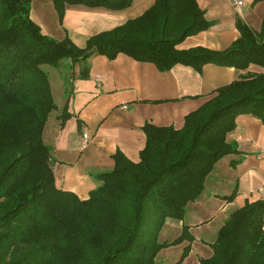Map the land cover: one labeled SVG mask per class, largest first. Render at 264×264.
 I'll return each instance as SVG.
<instances>
[{"label":"trees","instance_id":"obj_1","mask_svg":"<svg viewBox=\"0 0 264 264\" xmlns=\"http://www.w3.org/2000/svg\"><path fill=\"white\" fill-rule=\"evenodd\" d=\"M52 1L60 20L67 6L121 11L133 3ZM31 2L0 0V264H156L162 250L194 241L187 226L172 242L160 243L159 237L167 220H184L216 164L241 154L227 141L237 118L250 115L264 122V74L218 89L184 118L180 129L146 124L140 161L117 152L114 169L94 174L98 186L81 200L56 186L53 151L43 134L57 106L43 67L59 68L70 60L81 65L79 78L85 80L92 58L113 61L125 55L161 73L177 65L199 73L208 64L264 69V21L256 33L238 20L240 38L226 51H179L180 44L209 30L211 23L197 0H156L141 17L78 48L69 39L44 35L31 19ZM236 194L235 188L223 199L231 202ZM212 250L201 264H264V200L233 212ZM190 252L188 245L176 264Z\"/></svg>","mask_w":264,"mask_h":264},{"label":"crops","instance_id":"obj_2","mask_svg":"<svg viewBox=\"0 0 264 264\" xmlns=\"http://www.w3.org/2000/svg\"><path fill=\"white\" fill-rule=\"evenodd\" d=\"M155 1L133 0L121 11L67 6L60 20L52 0H32L30 16L44 35L59 42L69 39L76 47L85 48L91 38L141 17ZM241 1L242 6L230 0H197L211 27L177 49L226 51L240 38L238 20L259 33L264 0ZM66 63L69 71L60 67L48 73L57 110L49 117L43 139L53 151L57 188L81 200H87L97 188L94 174L114 169L117 152L132 162L140 161L147 141L142 130L146 124L180 129L184 118L218 89L243 77L264 74V69L255 65L238 71L213 64L205 65L201 73L182 65L161 73L152 64L119 55L113 61L104 56L92 58L90 74L82 80L81 65L70 60ZM84 135H88L87 140ZM227 141L241 154L219 161L206 179L201 197L188 205L184 220L170 219L165 225L164 230L172 229L178 237L184 226L190 229L194 241L183 264H200L210 258L217 234L230 215L247 203L264 200V122L250 115L238 117ZM236 161L239 163L233 166ZM235 188L233 201L224 200Z\"/></svg>","mask_w":264,"mask_h":264},{"label":"rangeland","instance_id":"obj_3","mask_svg":"<svg viewBox=\"0 0 264 264\" xmlns=\"http://www.w3.org/2000/svg\"><path fill=\"white\" fill-rule=\"evenodd\" d=\"M68 60H65L63 62V64L60 66L62 67L61 69H67V71H69V65H67V62ZM59 67V68H60ZM65 67V68H64ZM43 69L47 72V73H50V72H54L53 71V68L50 67V66H44ZM58 69V68H57ZM56 102L59 104V98L58 96H56ZM170 220V219H169ZM173 220V219H171ZM168 221V220H167ZM179 222H182V221H179ZM167 223V222H166ZM165 228V227H164ZM184 228V227H183ZM164 230V229H163ZM183 232V231H182ZM189 232H190V229H189ZM182 234V233H181ZM191 234V233H190ZM178 236L176 234L175 231H173L172 229H166L164 231L161 232L160 234V237H159V241L160 243H164V242H172L174 239H176ZM184 242L182 245H183V248L182 249H177V246H174V247H170L168 249H164L162 250L158 257H157V263L156 264H176L182 253H183V250L186 246L188 245H191L190 243ZM193 243V242H192ZM181 246V245H179ZM201 257V256H200ZM212 257V256H211ZM186 260V259H185ZM204 260V259H203ZM201 262V261H200ZM184 263V262H183ZM182 263V264H183ZM201 264V263H200Z\"/></svg>","mask_w":264,"mask_h":264},{"label":"built area","instance_id":"obj_4","mask_svg":"<svg viewBox=\"0 0 264 264\" xmlns=\"http://www.w3.org/2000/svg\"><path fill=\"white\" fill-rule=\"evenodd\" d=\"M233 4L237 5V6H242L243 2L241 0H230ZM84 139L87 140L88 139V135H84Z\"/></svg>","mask_w":264,"mask_h":264}]
</instances>
